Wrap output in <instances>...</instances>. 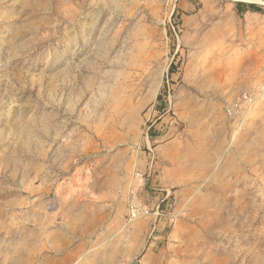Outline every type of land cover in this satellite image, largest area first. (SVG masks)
<instances>
[{
    "label": "rangeland",
    "instance_id": "rangeland-1",
    "mask_svg": "<svg viewBox=\"0 0 264 264\" xmlns=\"http://www.w3.org/2000/svg\"><path fill=\"white\" fill-rule=\"evenodd\" d=\"M239 2L264 9L0 0V264H264V13ZM138 172L165 214L130 223Z\"/></svg>",
    "mask_w": 264,
    "mask_h": 264
},
{
    "label": "built area",
    "instance_id": "built-area-1",
    "mask_svg": "<svg viewBox=\"0 0 264 264\" xmlns=\"http://www.w3.org/2000/svg\"><path fill=\"white\" fill-rule=\"evenodd\" d=\"M132 183H135V190L132 191L133 199L128 204V219L130 223L139 221L143 218H149V217H155V219H158L160 217L164 216V210L162 209L161 203H158L155 207L149 208L145 206L140 199L137 198L138 190L140 188L149 187V181L151 180V172L146 173H135L133 175ZM152 191H155L156 193L161 192L165 193V197L163 199V202H166L171 197V191L167 189H155L150 188Z\"/></svg>",
    "mask_w": 264,
    "mask_h": 264
},
{
    "label": "trees",
    "instance_id": "trees-1",
    "mask_svg": "<svg viewBox=\"0 0 264 264\" xmlns=\"http://www.w3.org/2000/svg\"><path fill=\"white\" fill-rule=\"evenodd\" d=\"M237 7H238V12L240 14H245L247 12L262 13V14L264 13V9L256 4H248V3L239 2L237 3ZM175 72H176L175 65L173 64L170 67L169 76L171 77ZM167 92L168 91H167V83H166L163 89L160 91V94L157 100V105H156V109L162 114H165L168 110L167 101L163 100V97L167 96Z\"/></svg>",
    "mask_w": 264,
    "mask_h": 264
},
{
    "label": "crops",
    "instance_id": "crops-1",
    "mask_svg": "<svg viewBox=\"0 0 264 264\" xmlns=\"http://www.w3.org/2000/svg\"><path fill=\"white\" fill-rule=\"evenodd\" d=\"M77 231V234L79 235L80 233H79V230H76ZM73 232H75V231H72L71 233H73ZM81 236H85V235H81ZM73 244L72 243H68L67 245H66V247L64 246V248H67V247H69V246H72Z\"/></svg>",
    "mask_w": 264,
    "mask_h": 264
}]
</instances>
